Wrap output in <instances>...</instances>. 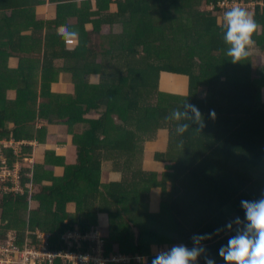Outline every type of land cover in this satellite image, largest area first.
I'll return each instance as SVG.
<instances>
[{
	"label": "trees",
	"instance_id": "1",
	"mask_svg": "<svg viewBox=\"0 0 264 264\" xmlns=\"http://www.w3.org/2000/svg\"><path fill=\"white\" fill-rule=\"evenodd\" d=\"M222 1L95 0L94 8L92 0H0V138L42 141L47 125L62 124L77 151L71 165L46 151L45 165L63 166L61 177L34 166L38 189L32 199L39 206L28 221L22 211L27 191L0 204L20 239L39 229L51 234V250L65 251V235L76 228L90 232L104 213L111 229L105 256L114 242L129 257L127 264H143L135 257L151 264L152 247L192 248L194 235H210L197 264H205V256L226 264L219 249L242 227L235 223L244 220L241 201L264 196V65L252 71L250 56L235 64L227 57L218 22L229 8L218 6ZM226 1L243 3L253 16L254 47L264 54V0H254L252 9L245 6L251 0ZM47 3L56 5V16L38 19L37 9ZM62 26L66 32L59 31ZM11 58L19 60L17 68L9 66ZM164 72L186 76L188 94L162 93ZM61 76L73 81L70 94L52 91ZM186 102L198 107L204 127L198 131L192 124L177 136L176 122L165 117ZM165 130L166 149L153 154L166 164L164 172L142 170L143 143ZM23 151L31 153L32 147ZM5 152L11 164L17 161L12 150ZM106 162L120 179L103 185ZM30 171L22 169L23 184ZM155 188H161V199L159 211L151 213ZM70 202L77 205L75 213L66 209ZM53 264L69 263L58 258Z\"/></svg>",
	"mask_w": 264,
	"mask_h": 264
},
{
	"label": "clouds",
	"instance_id": "2",
	"mask_svg": "<svg viewBox=\"0 0 264 264\" xmlns=\"http://www.w3.org/2000/svg\"><path fill=\"white\" fill-rule=\"evenodd\" d=\"M218 23L223 33L222 39L227 46V57L234 64L245 60L255 44L253 35L258 25L253 16L246 9L234 6L224 12ZM59 31L67 30L62 26ZM182 109H174L165 117L166 121L176 122L177 136H183L192 124L199 126L196 129L198 131L204 127L203 117L197 106L186 102ZM210 115L215 119L214 111L210 112ZM241 207L245 213L244 220L237 218L235 223L242 227H237L235 234L228 239L227 245L221 246L219 255L226 264H264V196L252 201L242 200ZM226 227L230 230L232 222H229ZM220 231L217 229V233ZM87 234L89 232L82 235ZM206 239H211V236L194 235L192 248L178 244L168 250H160L155 254L151 264H197L198 258L206 252L202 244V241ZM73 242L81 251L82 248H86L85 251L90 250L88 242L83 240H80L78 244ZM114 263L119 264V262ZM205 264H215V261L205 256Z\"/></svg>",
	"mask_w": 264,
	"mask_h": 264
},
{
	"label": "built area",
	"instance_id": "3",
	"mask_svg": "<svg viewBox=\"0 0 264 264\" xmlns=\"http://www.w3.org/2000/svg\"><path fill=\"white\" fill-rule=\"evenodd\" d=\"M250 2L254 3V5L248 6ZM250 2L245 4V6L253 8L256 2L254 0ZM218 6L223 9H230L234 6L243 7L244 4L224 0L218 3ZM210 9H213V6H210ZM7 142H10L11 145L15 143L19 144L20 149L17 150L16 147L8 146L6 144ZM29 143L0 138V204H2L7 196L13 195L16 197L17 195L26 194L27 191V201L29 202V206L31 205V199L35 193L33 192V189H35L33 184L34 167L30 168L24 164L23 160H19L21 152L24 153L23 147L29 145ZM8 149L12 150L13 155L18 158H16L17 161L13 164L9 162L7 153L5 152ZM24 167L31 170L27 174V178L30 181L25 184H23L22 175V169ZM4 224H7V222H0V231ZM3 235L0 236V264H53L58 258L66 260L69 264H108L109 262H118L119 260L123 263L129 261V257L120 254H116L110 258L106 257L104 252L99 249L100 244L104 240H96L90 234L82 235L79 232L76 234L74 231L65 235L63 239L69 246L65 251L50 249L51 234L47 232L37 231L33 233L27 231L23 239L19 238L18 233ZM80 240L89 243V251H81L79 247H77L76 251L70 250L74 246L73 241L78 244Z\"/></svg>",
	"mask_w": 264,
	"mask_h": 264
},
{
	"label": "rangeland",
	"instance_id": "4",
	"mask_svg": "<svg viewBox=\"0 0 264 264\" xmlns=\"http://www.w3.org/2000/svg\"><path fill=\"white\" fill-rule=\"evenodd\" d=\"M92 2H93V7L95 8V0H92ZM50 4L52 5L51 8H53V9L56 7V5L54 3H50ZM250 5H254V3L250 2L248 4V6H250ZM203 9H210V8L205 6ZM250 9H252V7ZM112 10H115V6H112ZM223 14H224V12H222L221 16H223ZM103 30H105V33H108V31H109L108 27L104 28ZM118 31H119V29H116V32H118ZM67 42L68 41L66 40L65 43L68 44V47L73 46L72 43H67ZM249 56H250V62H251L250 63V67H251L252 71H254L256 67L264 65V54L262 52H260L257 48H255L254 46L250 49ZM9 64H10L11 67L16 68L19 65V60L16 59V58H13V59L10 60ZM162 76H163L161 78V84L163 85V90H161L162 93L167 94V95L168 94H170V95H178V96H182V97L187 95L188 79H187L186 76L170 74V73H163ZM183 85H184V89L182 90L183 93H179L178 91H180L182 89ZM73 87H74V83L70 79V81L67 82L66 85L64 84V86H60V88L58 90H56V91H60V93L63 94V95L70 94L73 91ZM10 97H13V96H10ZM96 116L97 115H95L94 113L90 114V117H96ZM31 125H33V124H31ZM13 126H14V123H10L9 127H13ZM35 126H36V129L39 130L40 128H42L43 125L40 122V123L36 124ZM58 129L59 130L57 132L61 133V135L64 137L66 135L65 129L64 128H62V129L58 128ZM50 130H52V131L54 130V133H56V128L55 127H51L50 126V127L47 128L46 131L47 132L49 131V133H50L51 132ZM57 135H59V134H57ZM56 142H58V141L53 140L54 144H56ZM167 142H168V134H167L166 130L165 131H160L158 133V135L154 139H152L151 141H145L143 143V147H145V150L146 149L149 150V152H146V153H149V154H146L145 157L146 158H150L157 151L158 152H164L165 149H166V146H167ZM6 144L8 146L16 147L17 150L20 149L19 144L15 143V144L11 145L10 142H7ZM34 144L35 143L33 141L32 142L30 141V143H29L30 146H32ZM42 151L43 150H41V152ZM55 152L57 153L58 151H55ZM74 153H75V151H74ZM58 155H61V154L58 152ZM58 155H56V156H58ZM61 156H64V155H61ZM75 156H76V153H75ZM19 157L23 158V162H24L25 165L29 166L30 168L34 167V164H35L36 160H34L32 155H30V154L23 155V153L21 152ZM145 157H143V158L145 159ZM143 158H142V163H141L142 170H146V171L161 170L162 172H164L166 164H161L160 166H157V165H155V163H153V164H150L149 166H147V165H144V161L145 160L143 161ZM75 160H76V157L74 158L73 162H75ZM150 162H153V160H150ZM41 172H43V166L41 167ZM62 172H63V167H61L60 169H57L56 176L61 175ZM109 178H110V174L108 172H104L102 174L101 179H102L103 183H106V181L109 182ZM46 184L51 185L52 182L48 181V183H46ZM166 186L169 187L170 186L169 183H167ZM37 189L38 188L35 187V189H33V192H36ZM152 191H153L152 192L153 193V200L151 201V204L149 206V211L151 213H157L159 211V204H160L159 196L157 195V193H161V188H155V189H152ZM68 209L69 210L72 209V212H74V211L76 212L78 208H77V205L75 207L70 205V206H68ZM33 211H34L33 210V205H31L29 210L27 211V214L29 216L28 219L30 218V216L33 213ZM99 221H100V223L102 225L98 224L97 228L95 227L96 229L94 228L93 230H91L89 232V234L93 238H95L96 240H98V239L105 240L103 243L100 244V247H99V249L101 251L105 252V247L104 246L106 244V240L109 238V235L111 234L109 216H107V214H105L102 217H100ZM130 231L132 233L133 240L135 241L136 237H137L136 231L133 230V229H131ZM77 232L81 233L76 228L75 233L77 234ZM171 247L172 246H169L167 244H166V246H163V248L152 247L151 248V253L153 255H155L158 251L167 250V249H170ZM118 250H119L118 243H114L113 242V251L110 252L109 258L114 256V255H116L118 253ZM133 260H134L135 263H138V262L142 261V263L144 264V263H146L147 259L146 258H143V259L142 258H134ZM118 262L121 263V264L129 263V262L123 263L120 260Z\"/></svg>",
	"mask_w": 264,
	"mask_h": 264
},
{
	"label": "crops",
	"instance_id": "5",
	"mask_svg": "<svg viewBox=\"0 0 264 264\" xmlns=\"http://www.w3.org/2000/svg\"><path fill=\"white\" fill-rule=\"evenodd\" d=\"M51 7H52V5L50 3H48V4H46V5L42 6V7H39L37 9V12H36L37 15H38L37 18L38 19H45V20H50V19L54 18L56 16V11H55V8L53 9ZM222 17H221V19H222ZM66 39L68 41L67 43H71V40H73V36L69 35ZM73 47L74 46H70L69 49H72ZM11 59H13V58H11ZM10 60H9V63H10ZM58 62L62 63L63 61L59 60ZM9 66H10V64H9ZM11 68H13V67H11ZM162 74H161V78L163 77ZM182 76H184V75H182ZM64 84L65 85L67 84V80H64L63 77L61 76L60 79H59V82L52 84V91L55 92L56 90H58L60 88V86H64ZM183 89H184V85L182 86V89L180 91H178V92L179 93H183L182 92ZM160 90H163V85L162 84L160 85ZM187 94H188V91H187ZM263 99H264V93H263ZM50 126L56 128V133H54V130L53 131L50 130L51 132L50 133H49V131L47 132V135H46L44 140H42V141L35 140V142H34L35 144L31 146L32 147V152L28 153V154L32 155L34 160H36L34 166H36V165L39 166L41 164L40 167L43 166L44 170H50L53 173L55 172L54 175L56 176L57 169H60L63 166H49V165H45L46 164L45 163V153H46V151H49V150L54 151V152L58 151L61 155H64V156H61V155H58V152L57 153L55 152L56 155H58V157H63L64 158L66 165H71V164L76 163V161H77V151H76V147L74 146V143H73V140H72V136L67 133V127H65L62 124H60V125L59 124H53V125L50 124V125H47V128L50 127ZM58 128H61V129L64 128L65 129L66 135L64 137L61 135V133L57 132L59 130ZM57 134H59V135H57ZM53 140H56L58 142H56V144H54ZM41 150H43L42 151L43 153L41 152ZM74 151L76 153V156H75ZM146 152H149V150L148 149L145 150V147H143V157H145L146 154H149V153H146ZM75 157H76V160H75V162H73ZM150 160H153V155L150 158H146V157H145V159L143 158L144 165L149 166L150 164H153V163H155V165H157V166L161 165L160 163H158V162H156L154 160H153V162H150ZM157 171L158 172H162L161 170H157ZM64 172H65V169L63 167L62 174L57 176V177L63 176ZM104 172H108L110 174V178H109V182L106 181V183H103V181L101 179V183L103 185L107 184V183L114 182V181H119L120 174L118 172H116V171H113L111 163H109V162L104 163L103 168H102V172H101V177H102V174ZM42 183L46 184V183H48V181L47 180H43ZM46 185H48V184H46ZM157 195L159 196V200H160L161 199V193H157ZM150 198H151V201H152L153 200V193H151V197ZM31 205H33V210H36L38 208V206H39L38 202L34 201L33 199H31ZM70 205L74 206V207L76 206V204L74 202L68 203L67 204V208H66L67 211L70 212V213H75V211L72 212V209L71 210L68 209V206H70ZM30 206H29V202H28L26 210L25 209L22 210L23 213L25 214V217H26L27 221H28V217H29L28 214H27V211L29 210ZM2 214H3V208L0 207V222H7V224H4L2 226V228H1V231L4 234L3 236H5L6 234L8 235L9 233L17 234L18 233V229H16V226H14V225H12L13 227L10 226L11 225L10 221L5 220L2 217L3 216ZM103 215H105V214L104 213H100L99 214V217H98V224L99 225H102L100 223L99 219ZM7 226H8V228H7ZM27 231L35 233V232L40 231V230L36 229V230L32 231L31 229H29ZM163 246H166V245H163Z\"/></svg>",
	"mask_w": 264,
	"mask_h": 264
}]
</instances>
